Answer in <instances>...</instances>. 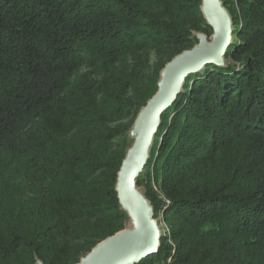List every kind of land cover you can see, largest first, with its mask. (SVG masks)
<instances>
[{
  "label": "trees",
  "instance_id": "obj_1",
  "mask_svg": "<svg viewBox=\"0 0 264 264\" xmlns=\"http://www.w3.org/2000/svg\"><path fill=\"white\" fill-rule=\"evenodd\" d=\"M226 66L189 75L137 185L139 264H264V0H222ZM201 0H0V264H78L125 230L116 191L161 72L210 37Z\"/></svg>",
  "mask_w": 264,
  "mask_h": 264
},
{
  "label": "water",
  "instance_id": "obj_2",
  "mask_svg": "<svg viewBox=\"0 0 264 264\" xmlns=\"http://www.w3.org/2000/svg\"><path fill=\"white\" fill-rule=\"evenodd\" d=\"M201 1L202 15L213 34L210 37L196 34L198 44L175 57L161 72L158 92L138 116L136 144L125 157L118 174L116 191L119 202L133 229L123 230L100 242L80 264H139L159 250L161 231L154 220V208L139 191L137 179L150 159L161 116L182 93L186 78L202 71L206 65L226 66L225 57L233 41L232 19L221 0ZM122 233H127L129 238L132 235V239L112 244L113 238Z\"/></svg>",
  "mask_w": 264,
  "mask_h": 264
},
{
  "label": "rangeland",
  "instance_id": "obj_3",
  "mask_svg": "<svg viewBox=\"0 0 264 264\" xmlns=\"http://www.w3.org/2000/svg\"><path fill=\"white\" fill-rule=\"evenodd\" d=\"M221 2H222V0H221ZM223 3V2H222ZM224 5V4H223ZM175 59V58H174ZM172 61V60H171ZM170 61V62H171ZM169 62V63H170ZM168 63V64H169ZM167 64V65H168ZM166 65V66H167ZM165 66V67H166ZM165 69V68H164ZM163 69V70H164ZM162 70V71H163ZM161 80V79H160ZM141 113V112H140ZM140 113H139V115H140ZM138 115V116H139ZM138 119V118H137ZM137 121V120H136ZM136 122L134 123V126H133V128H132V130H131V132H130V134H129V137H130V139L132 140V146H131V148L128 150V152L132 149V147L134 146V144H136L135 142H136ZM152 149V148H151ZM151 151V150H150ZM128 154V153H127ZM127 156V155H126ZM149 161V160H148ZM143 172H144V170H143ZM142 172V173H143ZM141 173V174H142ZM139 178V177H138ZM138 180V179H137ZM138 189H139V191L141 192V193H143L144 194V192H145V189H144V187H141V188H139L138 187ZM157 223H158V227H159V229H160V231H161V235H162V232L165 230V231H167L168 230V227L166 226V224L164 223V220L162 219V217H160L159 219H154ZM126 229L125 230H132L133 229V227H132V225H131V222H130V220L128 221V223H127V227H125ZM168 232V231H167ZM158 252V251H157ZM81 263V261L78 263V264H80Z\"/></svg>",
  "mask_w": 264,
  "mask_h": 264
},
{
  "label": "bare ground",
  "instance_id": "obj_4",
  "mask_svg": "<svg viewBox=\"0 0 264 264\" xmlns=\"http://www.w3.org/2000/svg\"><path fill=\"white\" fill-rule=\"evenodd\" d=\"M140 130H142V128ZM127 235H128L127 233L119 234V235H117L116 237L113 238L111 243L112 244L119 243V242L121 243V242L127 241L129 239H132V237H131L132 235H130V238Z\"/></svg>",
  "mask_w": 264,
  "mask_h": 264
}]
</instances>
